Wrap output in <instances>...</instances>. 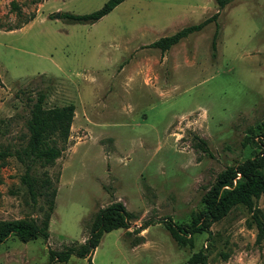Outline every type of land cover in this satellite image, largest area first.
Listing matches in <instances>:
<instances>
[{
    "label": "rangeland",
    "instance_id": "374dc122",
    "mask_svg": "<svg viewBox=\"0 0 264 264\" xmlns=\"http://www.w3.org/2000/svg\"><path fill=\"white\" fill-rule=\"evenodd\" d=\"M106 1L17 0V12L0 0V149L26 144L37 90L46 108L75 106L65 150L37 169L57 189L49 237L9 236L0 264H87L75 256L50 261L48 250L83 242L91 214L112 199L132 214L130 227L104 233L93 264H186L199 250L208 264H264V238L256 242L243 206L212 223L210 235L195 234L192 247L166 229L168 218L190 223L217 175L260 150L264 0H233L219 10L215 57L213 22L164 52L148 46L211 16L214 0H124L90 24L55 17ZM23 172L15 157L0 160V220L42 214L45 196L30 200ZM256 204L264 213V193Z\"/></svg>",
    "mask_w": 264,
    "mask_h": 264
},
{
    "label": "trees",
    "instance_id": "16d2710c",
    "mask_svg": "<svg viewBox=\"0 0 264 264\" xmlns=\"http://www.w3.org/2000/svg\"><path fill=\"white\" fill-rule=\"evenodd\" d=\"M122 1L124 0H107L100 8L84 14L61 12L60 18L69 23H94ZM231 1L233 0H214L217 10L211 16L198 23L184 26L171 35L161 36L148 46L157 47L164 52L190 33L200 31L205 25L213 22L215 28L210 48L211 56L215 57L219 36L217 23L219 10ZM10 7L17 12L20 9L17 0H10ZM29 101L31 105L27 119L28 140L18 149H0V160L8 156L15 157L24 168L20 181L25 185L30 200L36 203L38 197L45 196V206L39 218L0 220V244L9 236H14L23 242L37 237L48 239L49 221L54 210L57 189L51 186L50 178L42 177L37 169L38 166L52 164L61 156L70 135L75 113L74 104L44 107L45 93L40 90H37ZM249 130L253 133L252 129ZM245 139L248 140L249 137ZM259 144L260 150L253 157L246 158L236 165L227 166L217 175L215 183L202 195L204 208L192 214L190 223L177 225L168 218L166 229L178 245L192 247L195 234L206 232L210 235L212 223L219 221L238 206H243L249 211L250 222L257 229L256 242L264 238V213L256 204L264 193V140ZM195 146L209 154L203 140H198ZM50 186V192L46 193L43 188ZM131 217L132 214L122 202L112 199L107 205L99 207L91 214L83 242L66 244L60 250L49 249V260L67 262L70 257L75 256L85 259L87 264H93L91 256L103 234L118 228H129ZM148 224L150 222H145L142 229ZM186 264H208L207 255L202 250L194 252L189 256Z\"/></svg>",
    "mask_w": 264,
    "mask_h": 264
},
{
    "label": "water",
    "instance_id": "95a60500",
    "mask_svg": "<svg viewBox=\"0 0 264 264\" xmlns=\"http://www.w3.org/2000/svg\"><path fill=\"white\" fill-rule=\"evenodd\" d=\"M59 16H60V13L58 12V13L55 15V17H56V18H59Z\"/></svg>",
    "mask_w": 264,
    "mask_h": 264
},
{
    "label": "crops",
    "instance_id": "0c3cea01",
    "mask_svg": "<svg viewBox=\"0 0 264 264\" xmlns=\"http://www.w3.org/2000/svg\"><path fill=\"white\" fill-rule=\"evenodd\" d=\"M71 127H72V125H71Z\"/></svg>",
    "mask_w": 264,
    "mask_h": 264
}]
</instances>
